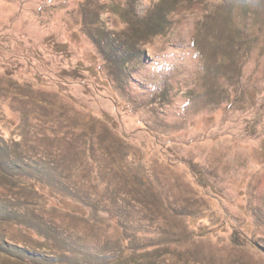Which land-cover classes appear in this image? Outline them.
Masks as SVG:
<instances>
[{"label": "rangeland", "instance_id": "1", "mask_svg": "<svg viewBox=\"0 0 264 264\" xmlns=\"http://www.w3.org/2000/svg\"><path fill=\"white\" fill-rule=\"evenodd\" d=\"M0 264H264V0H0Z\"/></svg>", "mask_w": 264, "mask_h": 264}, {"label": "trees", "instance_id": "2", "mask_svg": "<svg viewBox=\"0 0 264 264\" xmlns=\"http://www.w3.org/2000/svg\"><path fill=\"white\" fill-rule=\"evenodd\" d=\"M117 9H120L119 11L121 12V5H118ZM188 167L193 173L196 174V176H197V178L199 180V177L201 175V171L197 168V166L192 164V163H189Z\"/></svg>", "mask_w": 264, "mask_h": 264}]
</instances>
